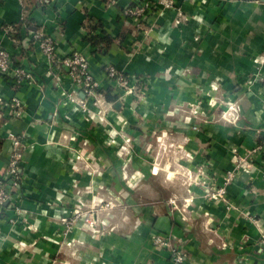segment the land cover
I'll use <instances>...</instances> for the list:
<instances>
[{"label":"crops","instance_id":"crops-1","mask_svg":"<svg viewBox=\"0 0 264 264\" xmlns=\"http://www.w3.org/2000/svg\"><path fill=\"white\" fill-rule=\"evenodd\" d=\"M132 1L0 0V47L36 78L18 84L13 70L0 72V95L22 103L19 115L0 107V180L21 141V200L0 214V264H264V152H253L264 140V0H175L150 11L148 33L124 15ZM34 31L52 35L59 56L85 53L103 88L111 86L103 77L112 63L137 78L144 95H127L116 107L99 92L112 106L105 119L91 103L83 111L77 100L88 97L67 68H51ZM90 34L113 42L104 51L86 40ZM156 125L173 128L193 165L206 169L212 191L235 170L227 199L193 187L185 198L194 205L159 199L133 208L137 220L127 224L66 228L60 217L84 196L81 185L117 180L122 130L136 150L137 134ZM89 162L94 172L84 171ZM99 165L111 167L103 172ZM156 234L173 235L188 261L175 263L154 245Z\"/></svg>","mask_w":264,"mask_h":264},{"label":"rangeland","instance_id":"rangeland-1","mask_svg":"<svg viewBox=\"0 0 264 264\" xmlns=\"http://www.w3.org/2000/svg\"><path fill=\"white\" fill-rule=\"evenodd\" d=\"M139 92L138 90L134 94L136 98L144 95ZM139 101L137 100L138 105L143 107V103ZM121 126L128 129V118L122 119ZM166 126H173V123L169 122ZM152 129L147 135L143 132L137 134L139 147L136 150L133 136L121 129L123 142L120 153H117L120 158V165L116 166L119 168L117 176L115 175L117 180L110 183L89 182V187L81 185L85 191L84 196L78 197L71 213L60 217L61 222L62 218L68 217L72 223L83 221L89 227H92L90 220L96 227L105 226V223L113 220L122 225L137 220L138 215L135 216L133 212L136 206L150 205L159 199H165L170 205L177 207H182L185 203L188 206L194 205L192 200L185 198L194 191L193 187H206L208 196L212 187L204 182V177L208 176L206 169L193 165L194 154L181 146L173 128L163 132L162 127L156 125ZM109 167L111 166L99 165L98 169L104 172ZM83 169L94 172L97 167L89 162Z\"/></svg>","mask_w":264,"mask_h":264},{"label":"built area","instance_id":"built-area-1","mask_svg":"<svg viewBox=\"0 0 264 264\" xmlns=\"http://www.w3.org/2000/svg\"><path fill=\"white\" fill-rule=\"evenodd\" d=\"M108 5H117L119 0H104ZM175 6V0H133L128 6L123 10L124 15L136 22L137 27L142 28L145 32H150L151 27L147 24L149 18V13L155 7L171 8ZM33 39L40 43L42 53L46 57L51 68L56 71H61L63 67L67 68V73L74 85L84 93L88 100L79 99L77 100L79 106L83 111H90V105L98 107L99 110L96 114L100 113L102 117H106V111L110 109V104H107L105 98L101 99L99 97V91L103 88V80L99 79L93 73L89 57L79 51L73 50L67 55L59 56L55 38L45 31H34L32 32ZM13 70L14 77L18 84H22L26 81H34L36 78L33 74V71L30 69H25L24 67L16 66L13 61V56L11 52L0 47V72L1 73H10ZM104 80H107L111 83V86L115 88V91L118 92V98L123 99L127 95L135 94L137 92V78H132L126 74L125 71L116 67L112 63H107L104 65ZM68 98L71 101H76V97L71 94H68ZM21 100L19 98H13L7 100L0 95V107H15L17 108V114H21ZM103 111V112H102ZM95 114V115H96ZM105 119V118H104ZM21 144V141L16 139L14 141V153L10 162V166L7 172V179L5 181L0 180V213L5 210L7 203H12L15 209L19 207V201L21 200L20 194V168H19V159L21 153L18 150V146ZM253 152H264V140L262 143L258 144ZM236 172L234 169L227 170L222 185L208 193V196L211 198H221L223 200L227 199V188L228 185L234 180ZM91 222L92 228L96 229V225ZM66 228L74 226V223L70 221L68 217L62 218L61 222ZM154 245L168 249L171 255L172 260L175 263H185L188 261L187 251L174 240L173 235L171 234H156L153 237ZM264 244V238L261 241Z\"/></svg>","mask_w":264,"mask_h":264},{"label":"trees","instance_id":"trees-1","mask_svg":"<svg viewBox=\"0 0 264 264\" xmlns=\"http://www.w3.org/2000/svg\"><path fill=\"white\" fill-rule=\"evenodd\" d=\"M86 40L91 44V46H94V47H99L101 44H103L101 48H103V50L105 51L110 47L111 43L113 42V37L110 35L101 37L99 35L90 34L86 36ZM99 92H103L106 99L110 102L114 103L118 99V93H116L115 88L112 86L104 87L102 91L100 89ZM1 142L2 141L0 140V143ZM1 216L2 215H0V218Z\"/></svg>","mask_w":264,"mask_h":264},{"label":"water","instance_id":"water-1","mask_svg":"<svg viewBox=\"0 0 264 264\" xmlns=\"http://www.w3.org/2000/svg\"><path fill=\"white\" fill-rule=\"evenodd\" d=\"M121 103L119 102V101H117V103H116V107H118L119 105H120Z\"/></svg>","mask_w":264,"mask_h":264}]
</instances>
